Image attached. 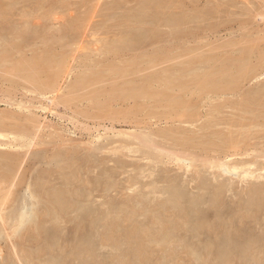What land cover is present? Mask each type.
Returning <instances> with one entry per match:
<instances>
[{
    "label": "rangeland",
    "instance_id": "rangeland-1",
    "mask_svg": "<svg viewBox=\"0 0 264 264\" xmlns=\"http://www.w3.org/2000/svg\"><path fill=\"white\" fill-rule=\"evenodd\" d=\"M0 63V264H264V0H0Z\"/></svg>",
    "mask_w": 264,
    "mask_h": 264
},
{
    "label": "bare ground",
    "instance_id": "bare-ground-1",
    "mask_svg": "<svg viewBox=\"0 0 264 264\" xmlns=\"http://www.w3.org/2000/svg\"><path fill=\"white\" fill-rule=\"evenodd\" d=\"M148 1V0H147ZM161 1V0H160ZM177 1H179V0H177ZM154 2V1H153ZM152 2V3H153ZM166 2H168V1H166ZM172 2V1H171ZM141 3H143V2H141ZM162 3V2H161ZM173 3V2H172ZM163 4H165V3H162V5ZM176 4V3H175ZM174 4V5H175ZM181 4V3H180ZM180 4H178L179 6H180ZM140 5V4H139ZM149 5V4H148ZM160 5V4H159ZM162 5H160L159 7H158V5H156L157 7H158V9L159 8H161V6ZM170 5L171 6H173L171 3H170ZM97 6V5H96ZM140 6H144V5H140ZM171 6H169V7H171ZM145 7V6H144ZM148 8H149V6H147ZM167 7V6H166ZM174 7V6H173ZM176 7H177V5H176ZM168 8V7H167ZM169 9V8H168ZM168 9H167V11H168ZM173 9V8H172ZM174 9H175V7H174ZM177 9H179V7L177 8ZM107 10V9H106ZM114 10V9H113ZM156 10V9H155ZM149 11V10H148ZM159 11V10H158ZM166 11V10H165ZM157 12V11H156ZM172 12V11H171ZM171 12H169V13H171ZM126 13V12H125ZM140 13V15H141V12H139ZM148 13V12H147ZM159 13H160V11H159ZM164 13V12H163ZM134 14V13H133ZM133 14H129V15H133ZM157 15H158V13H157ZM169 15H172L173 16V14H169ZM105 16V15H104ZM135 16V15H134ZM134 16H132L134 19H135V17ZM137 16V15H136ZM171 16V17H172ZM108 17V16H107ZM130 17V16H129ZM142 17V16H141ZM146 17H147V15H146ZM169 17V16H168ZM170 17V18H171ZM110 18V17H109ZM170 18H169V20H170ZM132 19V18H131ZM143 19H145V18H143ZM168 19V18H167ZM171 19H173V18H171ZM174 19H176V18H174ZM141 21H144V20H141ZM174 21V20H173ZM172 20H171V23L173 22ZM132 22V21H131ZM134 22H135V20H134ZM140 22V21H139ZM188 22V21H187ZM87 23V22H86ZM119 23V22H118ZM160 23V22H159ZM166 23V22H165ZM169 23V22H168ZM179 23V22H178ZM177 23V24H178ZM184 23V22H183ZM134 24V23H133ZM132 24V25H133ZM136 24V26L135 27H137V22L135 23ZM131 25V24H130ZM167 25H169V24H167ZM171 25H173V24H171ZM104 26V25H103ZM118 27H121L122 26V28H123V26H125V25H121V26H119V25H117ZM142 26H143V24H142ZM141 26V27H142ZM161 26V25H160ZM163 27V26H162ZM172 27H174V25L172 26ZM177 27V26H176ZM132 28V27H131ZM100 29H102V27L100 28ZM138 29V28H137ZM137 29H135V30H137ZM156 30H154V29H152V30H154V33H157V32H159L158 31V29H157V27L155 28ZM163 29V28H162ZM161 29V30H162ZM165 29V28H164ZM163 29V31H165ZM182 29V28H181ZM125 30V29H124ZM151 30V31H152ZM160 30V29H159ZM176 31H177V29H175ZM183 30V29H182ZM182 30H180V29H178V31L179 32H181ZM184 30H186V29H184ZM156 31V32H155ZM34 32V31H33ZM58 32V31H57ZM166 32H167V30H166ZM174 32V31H173ZM153 33V32H152ZM190 33V32H189ZM148 34V33H147ZM120 35V34H119ZM148 35H150V34H148ZM151 36V35H150ZM149 38V37H148ZM147 37H146V39H148ZM145 39V40H146ZM151 39H152V37H151ZM125 40V39H124ZM128 42H129V40H128ZM126 43H127V41H126ZM125 44V43H124ZM128 44H130V42L128 43ZM127 44V45H128ZM9 45V44H8ZM20 45V44H19ZM10 48V47H9ZM190 52H192L193 50L191 49V50H189ZM188 51V52H189ZM195 51V50H194ZM223 58V57H222ZM225 58V57H224ZM261 58V57H260ZM207 59V58H206ZM215 59V58H214ZM213 59V60H214ZM203 60H205V59H203ZM208 60V59H207ZM4 61V60H3ZM16 61V60H15ZM153 61V60H152ZM9 62V61H8ZM19 62V61H18ZM39 62V59L38 58H36V57H33L31 60H25V61H23V62H20V65H16L17 67H15L16 69H19V67H27V66H32V65H37V63ZM6 63V62H5ZM216 63V62H215ZM1 64V63H0ZM41 64V63H40ZM130 64V63H129ZM181 64H183V63H181ZM194 64V63H193ZM55 67V66H54ZM58 67V66H57ZM209 71H207L206 72V74H204V75H202V76H199V74H198V78H196L197 79V86H198V89L200 90V91H203V92H206V91H208L207 93H209V92H213V91H219V90H221V91H227L228 89L230 90L231 88H233V86L236 84V82H237V80L239 79V78H241V77H244L245 75H246V71H242V72H240V71H238V72H234V73H228V75L226 76V77H224V78H222V79H217V74H219V73H217L218 71H216V70H218L219 68L217 67V65H211V67L209 66ZM218 68V69H217ZM165 71V70H164ZM166 71H168V70H166ZM231 72V71H230ZM99 74V73H98ZM221 75V74H220ZM54 76V75H53ZM194 77V76H193ZM222 77V76H221ZM97 78H100V75H99V77H97ZM150 78H155L156 79V76H152V77H150ZM165 80H166V82H165V80H164V82H165V85L167 86V87H170V86H175L174 84L173 85H171L172 84V82H174V80L173 79H171V77H169V76H167V75H164V77H163ZM30 79H31V81H33L34 83H36V84H39L38 83V80H37V76L36 75H31V77H30ZM87 79V78H86ZM78 80V79H77ZM143 80H145V79H143ZM180 80V79H179ZM147 81H149V79H147ZM178 81V80H177ZM176 81V82H177ZM191 81V80H190ZM49 82V81H48ZM52 82V81H51ZM51 82H49L48 83V85H49V87H48V89L47 90H49L50 89V87L52 86V84L53 83H51ZM77 82V81H76ZM79 82V81H78ZM77 82V83H78ZM150 83V82H149ZM175 83V82H174ZM42 84V83H41ZM85 84H86V81H85ZM126 84V83H125ZM129 84H131V83H129ZM134 84H135V82H134ZM177 84H178V86H179V83L177 82ZM183 84V83H182ZM181 83H180V87L181 88H184V86L182 85ZM51 85V86H50ZM38 86H41V85H38ZM45 86H47V83H46V85ZM82 86H84V85H82ZM86 86V85H85ZM84 86V87H85ZM134 86V85H133ZM144 85H141L140 87H143ZM42 87V86H41ZM44 87V86H43ZM76 87V86H75ZM88 87V86H87ZM140 87H138L136 90H137V92H139V90H145L144 92H148V91H150L149 89L147 90V88L145 87L144 89L142 88H140ZM149 87V86H148ZM40 88V87H39ZM51 88H53V87H51ZM80 89H82V88H80ZM139 89V90H138ZM223 89H227V90H223ZM41 90H42V88H41ZM44 91H46V90H44ZM155 93V92H154ZM153 93V94H154ZM162 93V96H164V94L163 93H165V92H161ZM161 93L159 94V92L157 93L158 95H160L161 96ZM215 93V92H214ZM254 93V92H253ZM130 94H133L132 92H130ZM129 94V95H130ZM150 94V93H149ZM156 94V93H155ZM134 95V94H133ZM132 95V96H133ZM157 95V96H158ZM256 95V94H255ZM258 95V94H257ZM74 96V95H73ZM119 96V95H118ZM135 96V95H134ZM161 96V97H162ZM166 96V95H165ZM77 97V96H76ZM167 97V96H166ZM166 97H163V98H166ZM72 98V97H71ZM252 98V97H251ZM73 99V98H72ZM75 99V98H74ZM135 99H136V96H135ZM71 100V99H70ZM70 102V101H69ZM242 103V102H241ZM245 103V102H244ZM256 103V102H255ZM155 104V103H154ZM243 105V104H242ZM179 106V105H178ZM169 107V106H168ZM174 107V106H173ZM191 114H192V112H190ZM190 113L189 112H187V113H185L184 114V116H186V115H190ZM188 117V116H187ZM8 119V118H7ZM2 120H0V122H1ZM2 123V122H1ZM238 123V122H237ZM1 126V125H0ZM232 133V132H231ZM167 134V133H166ZM214 134V133H213ZM232 134H234V133H232ZM237 134V133H236ZM239 135H241V133L239 134ZM35 136H36V134H35ZM215 136V135H214ZM213 136V137H214ZM224 136V135H223ZM222 136V137H223ZM232 136H235V135H232ZM228 137H229V135H228ZM227 138V137H226ZM229 138H227V139H225V141L226 142H229ZM66 143V142H65ZM146 144H147V141H146ZM150 145V144H149ZM141 146L143 147V146H146L145 144H143V143H141ZM1 147V146H0ZM6 147V146H5ZM142 147H141V149H142ZM145 148H149V146H147V147H145ZM143 151H144V149H143ZM149 151V150H148ZM145 153H147V151L145 152ZM4 156V155H3ZM8 156V155H7ZM191 165V164H190ZM190 165L189 164H187V166L188 167H190ZM219 167L221 168H219L221 171L223 170V172H231V171H233L234 173H236L235 171H236V169L238 168V167H236V165H234V166H232V167H228L227 165H225V164H219ZM245 170V169H244ZM195 171V170H194ZM238 171V170H237ZM197 172V171H196ZM244 174L243 175H247V174H251V173H249L248 171H246L245 170V172H243ZM242 175V176H243ZM259 175V174H258ZM250 176H253V175H250ZM1 178V177H0ZM173 181V180H172ZM130 182V181H129ZM224 182V181H223ZM22 183V182H21ZM131 183V182H130ZM262 183V182H261ZM114 184V183H113ZM173 184V183H172ZM264 184V183H263ZM217 186V185H216ZM224 186V185H223ZM154 187V186H153ZM218 187V186H217ZM226 188V187H225ZM203 189V188H202ZM250 189V188H249ZM215 190V189H214ZM264 190V189H263ZM224 191V190H223ZM248 191V190H247ZM8 192V191H7ZM253 192V191H252ZM71 193V192H70ZM74 194H76V193H74ZM73 193H72V195H74ZM176 193H173V197H175L174 195H175ZM187 194V193H186ZM210 194H212V193H210ZM214 194H216V192L214 193ZM221 194V193H220ZM262 194H264V192L262 193ZM213 195V194H212ZM211 195V196H212ZM246 195H248V194H246ZM256 195V194H255ZM261 195V194H260ZM189 196V195H188ZM217 196V195H216ZM264 196V195H263ZM73 197V196H72ZM143 197V195L141 196V198ZM145 197V196H144ZM194 197V196H193ZM210 198V197H209ZM261 198H263V197H261ZM195 199V198H194ZM205 199H206V197H205ZM249 199V198H248ZM138 200V199H137ZM143 200V199H142ZM150 200V199H149ZM176 199H174L173 201H175ZM179 200V199H178ZM199 200V199H198ZM208 200V199H207ZM212 200V199H211ZM58 201V200H57ZM204 201V200H203ZM242 201V200H241ZM253 201V200H252ZM53 202V201H52ZM60 202V201H59ZM211 202V201H210ZM213 202V201H212ZM215 203H217V201L215 200L214 201ZM55 204H56V202H54ZM62 203V202H61ZM137 203H139V202H137ZM136 203V204H137ZM142 203V202H141ZM169 203V202H168ZM192 203V202H191ZM240 203V202H239ZM250 203H251V201H250ZM7 204H8V202H7ZM83 204V203H82ZM135 204V203H134ZM133 204V205H134ZM177 204H178V202H177ZM208 204V203H207ZM248 204H249V200H248ZM253 204V202L251 203V205ZM53 205V204H52ZM143 205V204H142ZM185 205V204H184ZM211 205V204H210ZM127 206V205H126ZM131 206V205H130ZM144 206V205H143ZM168 206V205H167ZM166 206V207H167ZM172 206V205H171ZM213 206H215V205H213ZM1 207V206H0ZM9 207V206H8ZM68 207V206H67ZM150 207H151V205H150ZM149 207V208H150ZM170 207V206H169ZM208 207H209V205H208ZM215 207H218L217 205L215 206ZM239 207V206H238ZM74 208V207H73ZM81 208V207H80ZM128 208V207H127ZM151 208H153V207H151ZM150 208V209H151ZM163 208V207H162ZM212 208V207H211ZM131 209V208H130ZM215 209V208H214ZM252 209V208H251ZM3 210V209H2ZM2 210H0V212L2 211ZM127 210V209H126ZM182 210V209H181ZM145 211V210H144ZM184 211V210H183ZM197 211V210H196ZM241 211V210H240ZM251 211V210H250ZM124 212V211H123ZM136 212V211H135ZM134 212V213H135ZM165 212H166V210H165ZM172 212V211H171ZM3 213H4V211H3ZM204 213V212H203ZM206 213H207V211H206ZM214 213V212H213ZM218 213H220V210H219V212ZM5 214V213H4ZM59 214V213H58ZM123 214V213H122ZM126 214H127V212H126ZM173 214V213H172ZM216 214H217V212H216ZM248 214V213H247ZM2 215V214H1ZM165 215V214H164ZM204 215V214H203ZM219 215V214H218ZM243 215V214H242ZM124 216V215H123ZM133 216H135V215H133ZM160 216V215H159ZM162 216V215H161ZM181 216V215H180ZM182 216H183V214H182ZM216 216V215H215ZM247 216V215H246ZM250 216V215H249ZM1 217V216H0ZM121 217V216H120ZM125 217V216H124ZM127 217V216H126ZM165 217H166V215H165ZM176 217V216H175ZM178 217H179V215H178ZM195 217H196V215H195ZM219 217V216H218ZM4 218H6V217H4ZM23 218H24V216H23V214H22V212H20V218L18 219V223H17V225L14 227V230L13 231H15V230H17L18 228H19V226L23 223ZM99 218V217H98ZM155 218V217H154ZM157 218H160V217H157ZM182 218V217H181ZM188 218V217H187ZM207 218V217H206ZM216 218V217H215ZM239 218V217H238ZM259 218V217H258ZM122 219H124L123 217H122ZM196 219V218H195ZM254 219V218H253ZM252 219V220H253ZM118 220V219H117ZM145 220V219H144ZM156 220H158V219H155V221ZM170 220V219H169ZM175 220V219H174ZM191 220H192V217H191ZM191 220H189V221H191ZM199 220V217L197 218V221ZM215 220V219H214ZM239 220V219H238ZM4 221V220H3ZM3 221H1L2 222V226L4 225V223H3ZM105 221V220H104ZM116 221V220H115ZM115 221H114V223H115ZM187 221V220H186ZM231 221V220H230ZM109 222V221H108ZM153 222V221H152ZM158 222V221H157ZM157 222H155L156 224H157ZM195 222V220L193 221V223ZM206 222V221H205ZM218 222V221H217ZM112 223V222H111ZM117 223V222H116ZM162 223H164V222H160V224H162ZM187 223H189V222H187ZM196 223V222H195ZM216 223V222H215ZM230 223V222H229ZM264 223V222H263ZM34 224V223H33ZM106 224V223H105ZM138 224V223H137ZM155 224V225H156ZM165 224V223H164ZM179 224V223H178ZM182 224H183V222H182ZM191 224V223H190ZM198 224V223H197ZM118 225V224H117ZM117 225H115V226H117ZM130 225H132V224H130ZM134 225V224H133ZM139 225V224H138ZM154 225V224H153ZM199 226H200V224H198ZM211 225V224H210ZM245 225V224H244ZM104 226H106V225H104ZM111 226V225H110ZM136 226V225H135ZM145 226V225H144ZM176 226V225H175ZM191 227H192V225H190ZM189 226V227H190ZM199 226L197 227V228H199ZM205 226V225H204ZM208 226V228H209V224L207 225ZM242 226V225H241ZM4 227V226H3ZM31 227V226H30ZM112 227V226H111ZM136 227H138V226H136ZM163 227V226H162ZM180 227V226H179ZM201 227V226H200ZM243 227V226H242ZM32 228V227H31ZM41 228V227H40ZM109 228V227H108ZM114 229L116 228V227H113ZM133 228V227H132ZM131 228V229H132ZM143 228H145V227H143ZM195 228V227H194ZM214 228V227H213ZM29 229V228H28ZM114 229H112V231H114ZM130 229V230H131ZM161 229V228H160ZM190 229V232L192 233L193 231H191V230H193L192 228H189ZM202 229V227L201 228H199V229H197V230H201ZM3 230V229H2ZM31 230L32 229H30V232H31ZM116 230V229H115ZM142 230V229H141ZM157 230V229H156ZM162 230H163V228H162ZM218 230V229H217ZM223 230H225V229H223ZM27 231V230H26ZM134 231V230H133ZM133 231H130V232H132L131 234H133V235H135L134 234V232ZM149 231V230H148ZM151 231H153L152 230V228H151ZM196 231V230H195ZM202 231H203V229H202ZM202 231H201V233H202ZM50 232V231H49ZM120 232V231H119ZM129 232V233H130ZM145 232V231H144ZM173 232V231H172ZM219 232V231H218ZM263 232V231H262ZM261 232V233H262ZM27 233V232H26ZM109 233V232H108ZM129 233H127V234H129ZM170 233H171V231H170ZM199 232L197 231V234H198ZM31 234V233H30ZM76 234V233H75ZM94 234V233H93ZM103 234V233H102ZM105 234V233H104ZM126 233H125V235H127ZM157 234V233H156ZM258 234V233H257ZM29 235V234H28ZM27 235V236H28ZM32 235V234H31ZM142 235H144V234H142ZM149 235V234H148ZM147 235V236H148ZM161 235H163V234H161ZM165 235V234H164ZM259 235V234H258ZM257 235V236H258ZM263 235H264V233H263ZM81 236V235H80ZM108 236V235H107ZM107 236H105V237H107ZM140 236V235H139ZM166 236H168V235H166ZM262 236V235H261ZM26 237V236H25ZM125 237H127V236H125ZM145 237V236H144ZM169 237H170V235H169ZM193 237H194V235H193ZM198 237V239H200V235L199 236H197ZM214 237V236H213ZM249 237V236H248ZM256 237V236H255ZM102 238V237H101ZM142 238V237H141ZM155 238H156V236H155ZM165 237H163V238H161V240L162 239H164ZM195 238V237H194ZM226 238V237H225ZM257 238H259V236L257 237ZM264 238V237H263ZM8 239V238H7ZM21 239H22V237H21ZM75 239H76V237H75ZM102 239H104V238H102ZM115 239V238H114ZM167 239V241H163L162 243H159V244H162V245H164V244H166V242H168V237L166 238ZM166 239H164V240H166ZM176 239H177V237H176ZM210 239H212V238H210ZM262 239V238H261ZM260 239V240H261ZM110 240V239H109ZM125 240H126V238H125ZM134 240V239H133ZM191 240V239H190ZM201 240V239H200ZM259 240V239H258ZM77 241V240H76ZM89 241V240H88ZM100 241H101V239H100ZM105 241H107V240H105ZM129 241V240H128ZM136 241V240H135ZM220 241V240H219ZM263 241L264 240H262V241H259L260 243H263ZM60 242V241H59ZM64 242V241H63ZM108 242V241H107ZM114 242V241H113ZM116 242V241H115ZM122 242V241H121ZM138 242H140V241H138ZM171 242V241H170ZM169 242V243H170ZM184 242H187V241H184ZM195 242H197V241H195ZM193 243V245L194 244H196V246L199 248V243ZM211 242V241H210ZM222 242V241H221ZM227 242V241H226ZM251 242V241H250ZM105 243V242H104ZM104 243H102V244H104ZM109 243H110V241H109ZM146 243V242H145ZM213 243V242H212ZM101 244V245H102ZM113 244V243H112ZM117 244V243H116ZM120 244V243H119ZM124 244V243H123ZM133 244V243H132ZM132 244H131V249H133L134 248V246H133V248H132ZM140 244H141V242H140ZM168 244V243H167ZM198 244V245H197ZM217 244V243H216ZM223 244V243H222ZM221 244V245H222ZM264 244V243H263ZM121 245V244H120ZM142 245V244H141ZM143 245H144V243H143ZM203 245L204 246H206L207 247V244L205 245L204 243H203ZM16 246V245H15ZM17 246H19V245H17ZM21 246V245H20ZM19 246V247H20ZM59 246V245H58ZM93 246H95V245H93ZM159 246V245H158ZM192 246V245H191ZM200 246H202V245H200ZM217 246V245H216ZM50 247V246H49ZM76 247V246H75ZM92 247V246H91ZM138 247V246H137ZM167 247V246H166ZM192 247H195V246H192ZM197 247H195V248H197ZM231 247V246H230ZM237 247V246H236ZM262 247H263V245H262ZM51 248V247H50ZM86 248V247H85ZM121 248V247H120ZM142 248V247H141ZM168 248V247H167ZM171 248H172V246H171ZM174 248V247H173ZM197 248V249H198ZM222 248V247H221ZM229 248V247H228ZM15 249H17V248H15ZM41 249H43V248H41ZM83 249H84V247H83ZM124 249V248H123ZM175 249V248H174ZM194 249V248H193ZM197 249H195V251H197ZM207 249L208 250H210L209 249V247H207ZM236 249V248H235ZM253 249V248H252ZM261 249V248H260ZM19 250V249H18ZM17 250V251H18ZM26 250V249H25ZM39 250V252H40V249H38ZM87 250V249H86ZM128 250V249H127ZM137 250V249H136ZM136 250H132V251H136ZM201 250V249H200ZM216 250V249H215ZM244 250V249H243ZM262 251L264 250L263 248L261 249ZM42 251V250H41ZM138 251V250H137ZM141 251V250H140ZM166 251H168V250H166ZM172 251H175V250H173L172 249ZM194 251V252H195ZM248 251V250H247ZM259 251V250H258ZM19 252V251H18ZM22 252H24V250L22 251V249H21V253ZM26 253H27V251H25ZM43 252V251H42ZM76 252V251H75ZM92 252V251H91ZM165 252V251H164ZM192 252H193V250H192ZM204 252V251H203ZM228 252V251H227ZM17 253V252H16ZM29 251H28V255H29ZM49 253H51V252H49ZM48 253V254H49ZM172 253V252H171ZM244 253V252H243ZM90 254H92V253H90ZM173 254V253H172ZM200 254V253H199ZM252 254V253H251ZM44 255V254H43ZM96 255V254H95ZM121 255V254H120ZM127 255V254H126ZM233 255V254H232ZM25 256V255H24ZM90 256V255H89ZM122 256V255H121ZM129 256V255H128ZM127 256V257H128ZM138 256H139V253H138ZM142 256V255H141ZM171 256V255H170ZM202 256V255H201ZM234 256H236V255H234ZM22 257H23V255H22ZM26 257H28V256H26ZM41 257V256H40ZM85 257V256H84ZM94 257V256H93ZM134 257V256H133ZM143 258L145 257V258H147L146 256H142ZM164 257V256H163ZM169 257V256H168ZM231 257V256H230ZM24 258V257H23ZM91 258V257H90ZM121 258V257H120ZM129 258V257H128ZM127 258V259H128ZM141 258V257H140ZM165 258V257H164ZM232 258V257H231ZM243 258V257H242ZM28 259V258H27ZM30 259V258H29ZM28 259V260H29ZM142 259V258H141ZM168 259V258H167ZM170 259V258H169ZM173 259V258H172ZM234 259H235V257H234ZM252 259V258H251ZM24 260H25V258H24ZM98 260V259H97ZM114 260V259H113ZM116 260V259H115ZM136 260H139V259H136ZM164 260V259H163ZM203 260V259H202ZM215 260V259H214ZM84 261H85V259H84ZM91 261V260H90ZM165 261V260H164ZM166 261H168V260H166ZM173 261V260H172ZM171 261V262H172ZM205 261V260H204ZM39 262V261H38ZM41 262V261H40ZM94 262V261H93ZM92 262V263H93ZM108 262V261H107ZM107 262H106V264H107ZM154 262H156V261H154ZM158 262H160V261H158ZM263 262V261H262ZM118 263V262H117ZM200 263V262H199ZM29 264V263H28ZM84 264H86V263H84ZM96 264V263H95ZM97 264H99L98 262H97ZM111 264V263H110ZM116 264V263H115ZM120 264V263H119ZM153 264V263H152ZM174 264V263H173ZM177 264V263H176ZM230 264H231V262H230ZM263 264V263H262Z\"/></svg>",
    "mask_w": 264,
    "mask_h": 264
}]
</instances>
